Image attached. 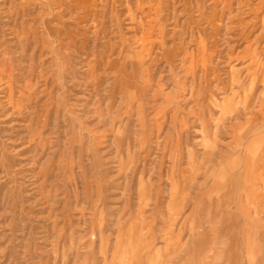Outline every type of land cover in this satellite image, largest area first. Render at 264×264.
Masks as SVG:
<instances>
[{
  "label": "rangeland",
  "instance_id": "obj_1",
  "mask_svg": "<svg viewBox=\"0 0 264 264\" xmlns=\"http://www.w3.org/2000/svg\"><path fill=\"white\" fill-rule=\"evenodd\" d=\"M0 264H264V0H0Z\"/></svg>",
  "mask_w": 264,
  "mask_h": 264
}]
</instances>
